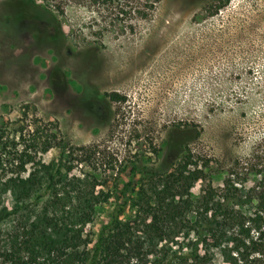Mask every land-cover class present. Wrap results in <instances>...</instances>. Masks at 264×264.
Returning <instances> with one entry per match:
<instances>
[{"label": "rangeland", "instance_id": "rangeland-1", "mask_svg": "<svg viewBox=\"0 0 264 264\" xmlns=\"http://www.w3.org/2000/svg\"><path fill=\"white\" fill-rule=\"evenodd\" d=\"M152 4L125 0L111 10L84 1L46 17L35 9H54V2L37 0L23 17L15 1L0 0V121L27 111L56 123L73 145L85 147L89 163H72L77 173L98 172L112 159L119 168L142 155L147 166L165 170L169 130L187 124L201 130L189 144L195 159L213 160L215 183L237 159L258 162L264 154V0ZM56 19L63 34L53 39L50 20ZM153 146L157 157L149 153ZM60 153L54 147L41 158L48 163ZM130 178L127 168L119 188ZM135 185L137 179L128 188ZM115 201L97 207L88 225L94 239ZM215 264H226L220 254Z\"/></svg>", "mask_w": 264, "mask_h": 264}, {"label": "trees", "instance_id": "trees-1", "mask_svg": "<svg viewBox=\"0 0 264 264\" xmlns=\"http://www.w3.org/2000/svg\"><path fill=\"white\" fill-rule=\"evenodd\" d=\"M13 1L29 17L28 4L37 0ZM47 1L54 9L38 5V15L63 14L84 1L115 10L125 0ZM50 22L58 39L62 25ZM200 135L189 124L172 127L163 146L165 170L147 166L142 155L119 168L112 159L103 170L77 173L72 163H89L85 147L73 145L56 123L27 111L0 121V264H215L218 254L226 264H264V154L258 162L235 160L215 183L213 160L195 159L189 144ZM54 147L60 156L44 162L41 154ZM149 153L157 157L160 150ZM127 168L131 178L119 188ZM112 198L94 239L88 225Z\"/></svg>", "mask_w": 264, "mask_h": 264}]
</instances>
